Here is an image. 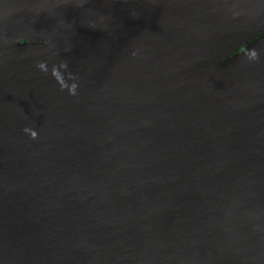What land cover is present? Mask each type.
Segmentation results:
<instances>
[{"label": "water", "instance_id": "95a60500", "mask_svg": "<svg viewBox=\"0 0 264 264\" xmlns=\"http://www.w3.org/2000/svg\"><path fill=\"white\" fill-rule=\"evenodd\" d=\"M0 264H264V0H0Z\"/></svg>", "mask_w": 264, "mask_h": 264}, {"label": "clouds", "instance_id": "9594fccd", "mask_svg": "<svg viewBox=\"0 0 264 264\" xmlns=\"http://www.w3.org/2000/svg\"><path fill=\"white\" fill-rule=\"evenodd\" d=\"M254 55V53H253ZM61 66L63 67H67V64L64 63ZM38 67L43 70V71H47V64L46 62H40ZM52 75L56 78V80L60 83L61 87H69L63 80V77L59 74V70L57 66H53L52 68ZM76 89H77V84H73L71 87H69V91L71 94H75L76 93ZM25 132L30 133L32 138H36L38 136V132L33 129V128H28L26 127L24 129Z\"/></svg>", "mask_w": 264, "mask_h": 264}, {"label": "trees", "instance_id": "16d2710c", "mask_svg": "<svg viewBox=\"0 0 264 264\" xmlns=\"http://www.w3.org/2000/svg\"><path fill=\"white\" fill-rule=\"evenodd\" d=\"M258 38H261V36L256 37L255 39L251 40L249 43H247L245 46L239 48L237 51H235L233 54H231L224 62L229 61L230 59H232L234 56H236L237 54H239L245 47L250 46L255 40H257Z\"/></svg>", "mask_w": 264, "mask_h": 264}]
</instances>
